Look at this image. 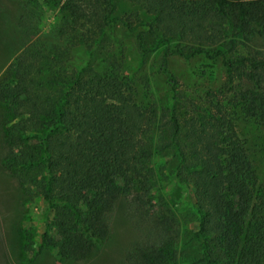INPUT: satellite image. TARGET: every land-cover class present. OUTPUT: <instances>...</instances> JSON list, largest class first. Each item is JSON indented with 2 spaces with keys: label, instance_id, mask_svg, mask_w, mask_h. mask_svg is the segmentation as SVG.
Instances as JSON below:
<instances>
[{
  "label": "trees",
  "instance_id": "16d2710c",
  "mask_svg": "<svg viewBox=\"0 0 264 264\" xmlns=\"http://www.w3.org/2000/svg\"><path fill=\"white\" fill-rule=\"evenodd\" d=\"M21 1L30 10L36 0ZM128 1L151 16L168 106L140 105L117 58L94 65L109 28L134 31L139 17L117 18L115 0H65L54 25L63 44L38 38L0 78V100L19 117L4 167L16 176L39 170L31 183L50 201L56 235L45 241L64 260L102 244L124 199L138 235L129 263L175 264L178 220L156 185V158L169 151L172 177L198 215L201 263L264 264V188L236 123L240 112L264 126V0ZM82 53L87 61L75 64ZM175 55L202 58L211 74L222 64L227 83L188 103L168 69Z\"/></svg>",
  "mask_w": 264,
  "mask_h": 264
},
{
  "label": "rangeland",
  "instance_id": "374dc122",
  "mask_svg": "<svg viewBox=\"0 0 264 264\" xmlns=\"http://www.w3.org/2000/svg\"><path fill=\"white\" fill-rule=\"evenodd\" d=\"M115 2L116 17L126 14L139 17L137 28L129 31L120 23L112 25L93 57L94 65L101 68L117 58L140 105L168 106L171 94L162 69V52L155 49L156 33L149 27L151 16L128 0ZM64 5L65 0L56 7L45 0H36L28 10L21 0H0V78L38 38L49 45L63 44L54 25L64 17ZM140 36L145 39V49L139 45ZM87 59L82 53L73 62L83 65ZM205 65L200 57L169 58L168 69L177 77L180 94L188 103L198 102L208 87L219 90L228 81L222 64H218L214 74L211 70L204 72ZM18 119L11 105L0 100V264H130L128 255L136 247L138 235L127 217L124 199L117 204L111 233L82 257L64 260L55 246L47 245L46 237L56 235L48 222L50 201L31 183L39 170L16 176L4 167L7 131ZM236 123L264 188V126L240 112ZM156 163L161 175L156 185L162 186L161 191L178 220L176 228L180 235L173 250L175 264H202V248L195 235L199 228L198 215L185 187L172 177L177 160L166 151L156 158ZM164 175L168 176L167 180L162 179Z\"/></svg>",
  "mask_w": 264,
  "mask_h": 264
}]
</instances>
